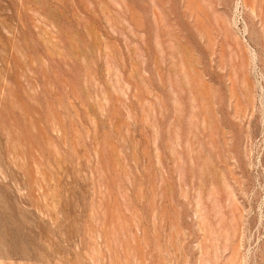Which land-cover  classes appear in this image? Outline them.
Instances as JSON below:
<instances>
[{
	"label": "rangeland",
	"instance_id": "rangeland-1",
	"mask_svg": "<svg viewBox=\"0 0 264 264\" xmlns=\"http://www.w3.org/2000/svg\"><path fill=\"white\" fill-rule=\"evenodd\" d=\"M0 264H264V0H0Z\"/></svg>",
	"mask_w": 264,
	"mask_h": 264
}]
</instances>
